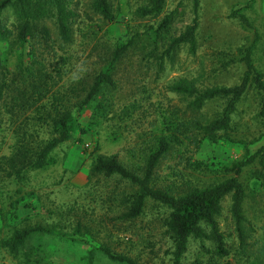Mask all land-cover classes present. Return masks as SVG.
Here are the masks:
<instances>
[{
  "label": "trees",
  "instance_id": "obj_1",
  "mask_svg": "<svg viewBox=\"0 0 264 264\" xmlns=\"http://www.w3.org/2000/svg\"><path fill=\"white\" fill-rule=\"evenodd\" d=\"M190 1L193 17L175 33L171 26L177 7L165 10V0H143L135 9L136 17L147 19L141 30L131 32L126 39L112 45L100 57L98 68L90 76L83 74L63 81V66L67 62L64 55L59 53L51 65L37 50L55 47L66 51L69 48L74 38L72 25L79 14L77 2L0 0V16L9 9L13 19L12 28L0 22V41L16 46L9 67L0 63V120L3 118L6 122L11 140L7 151L0 154V187L6 191L9 190L6 187L13 186L12 193L22 192L30 173L52 164V152L59 144L73 136L75 141L80 140L78 136L109 113L108 94L116 90V73L121 63L138 61L147 67L152 64L157 75L166 64L173 63L180 47L187 46L188 51L194 53L198 0ZM88 9L104 24L116 18L111 0H89ZM229 16L237 17L241 25L248 24L237 10L231 11ZM132 56L136 58L131 60ZM239 59L244 70L238 82L232 85L197 84L194 79L184 77H174L166 83V90L182 101V111L180 115L174 111L168 117L162 115L161 127L149 140L140 163L126 166L115 154L99 152L90 163L89 176L116 178L130 187L129 192L117 197L107 195L110 203L114 199L120 205L116 219L136 218L143 212L146 200L166 210L161 225L170 240V264H180L190 239L203 248L204 243L211 246L207 260L197 264H230V249L217 221L226 195L230 199L232 231L237 240L233 256L249 260L257 248L263 250L262 256L253 257L248 263L264 264V228L257 235L255 223L244 212L250 185L257 187L259 197L264 196V140L252 153H245L242 160L230 165L212 167L200 160L187 161L185 166L191 171L201 172L197 179L186 177L176 182L158 183L156 177L159 161L174 147L183 145L195 149L204 139L212 143L239 140L232 134L236 129L232 117L249 90L255 94L253 119L260 131L253 141L264 137V76L252 64L249 47ZM212 102H218V106L211 112H203ZM244 148L247 151L246 145ZM94 150H97L96 143ZM250 163L254 168L248 169L242 178L244 167ZM18 201L9 197L8 205L13 208ZM88 230L79 220L71 233L63 231L56 222L37 223L14 229L8 238L0 241V247L19 264H32L30 257L37 245L25 240L34 234H50L64 242L86 246L83 264H93L95 251L114 262L138 264L126 254L112 250L105 241H88Z\"/></svg>",
  "mask_w": 264,
  "mask_h": 264
},
{
  "label": "rangeland",
  "instance_id": "obj_2",
  "mask_svg": "<svg viewBox=\"0 0 264 264\" xmlns=\"http://www.w3.org/2000/svg\"><path fill=\"white\" fill-rule=\"evenodd\" d=\"M73 1L77 2L79 14L72 25L74 38L69 48L66 51H59L55 47L53 50H37L51 65L59 53L64 55L67 62L63 66V81L83 74L90 76L98 68L100 57L112 45L126 39L131 32L140 31L142 24L147 21L135 14L136 7L143 0H111L116 18L107 24L88 9L89 0ZM175 6L177 15L171 30L176 33L190 22L193 13L190 0H165V10ZM233 10L242 13L248 24L241 25L237 17H230ZM196 13L194 53H190L187 46L180 47L173 63L166 64L157 75L152 64L147 67L138 61L121 63L116 73V90L108 94L111 99L109 113L100 118L97 124H91L86 133L78 136L80 140L75 141L73 136L59 144L52 152V164L30 173L22 192L12 193L13 186L6 187L9 189L6 191L0 187V241L8 238L14 229L37 223L46 225L56 222L63 231L71 233L75 222L79 220L88 227L86 238L92 243L105 241L112 250L126 254L138 264L171 263L170 240L161 225L166 210L146 200L143 212L136 218L116 219L120 205L114 199L110 203L107 195L111 193V196L116 194L117 197L122 192H129L130 187L116 178L89 176L88 169L97 152L115 154L120 162L130 167L141 162L142 152L152 135L161 127L162 115L168 117L173 111L180 115L182 111V101L165 88L172 78L194 79L197 84L237 83L244 70L239 58L246 47L250 48L252 64L264 76V0H198ZM12 21L9 9L2 11L0 22L12 28ZM15 47L14 44L0 41L1 64L9 67ZM135 58L132 56L131 60ZM254 101L255 94L249 90L238 103L236 114L232 117V125L236 126L232 134L239 140L212 143L204 139L195 149L183 145L172 148L158 163V183L201 177V172L191 171L185 166L187 161L200 160L215 167L218 164L230 165L242 160L245 153H252L264 140L261 137L253 141L260 132L253 119ZM217 106L218 102L209 103L203 112H211ZM10 142V131L1 118L0 154L7 151ZM94 143L97 144L96 152ZM252 168V163L245 166L241 177L244 178L245 172ZM248 189L251 193L244 200V212L255 223V233L258 235L264 228V196L259 197L256 186L250 185ZM8 195L10 199L19 200L13 208L8 205ZM229 206V195H226L221 201L217 217L219 229L230 249L228 261L230 264H249L253 257L260 258L263 250L261 252L256 248L249 260L233 256L237 240L232 231ZM25 241L37 245V258H30L31 261L38 260V264H83L84 245L64 242L50 234H34ZM204 247L190 239L180 264L205 262L211 246L204 243ZM1 250L2 247L0 264H14L15 260ZM93 264L124 263L111 261L95 251Z\"/></svg>",
  "mask_w": 264,
  "mask_h": 264
},
{
  "label": "crops",
  "instance_id": "obj_3",
  "mask_svg": "<svg viewBox=\"0 0 264 264\" xmlns=\"http://www.w3.org/2000/svg\"><path fill=\"white\" fill-rule=\"evenodd\" d=\"M1 251L3 252V254L8 255V254L6 253L5 250H1ZM8 257H9L10 259H12L9 255H8ZM31 257H33V258H37V251L33 252V253L31 254ZM31 263H32V264H37V260H35V261L31 262ZM14 264H19V263H18L17 261H15Z\"/></svg>",
  "mask_w": 264,
  "mask_h": 264
}]
</instances>
